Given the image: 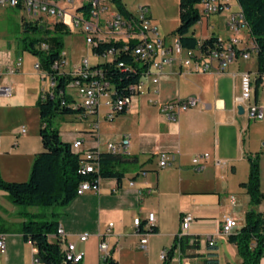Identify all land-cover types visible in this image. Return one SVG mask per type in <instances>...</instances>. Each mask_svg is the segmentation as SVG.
<instances>
[{"label": "crops", "instance_id": "obj_1", "mask_svg": "<svg viewBox=\"0 0 264 264\" xmlns=\"http://www.w3.org/2000/svg\"><path fill=\"white\" fill-rule=\"evenodd\" d=\"M122 2L132 15L139 14V6L148 5L160 36L165 39V35L171 33L172 38L165 41H173L177 28L166 25L175 20L180 25V0ZM238 6L237 0H232L226 10L198 21L192 28L193 36L198 40L228 39L233 32L227 20ZM238 36L239 52H248L249 57L239 54L222 72L217 63L206 72L188 71L179 62L173 63L162 71L159 92L142 93L128 112L108 120L109 107L103 100L96 113L70 114L69 125L59 128L64 141L72 143L83 139L84 150L95 148L101 152H108L109 144L119 143L125 134L131 135L128 153L119 166L125 173L122 181L102 179L99 192L78 195L61 210L59 225L67 232L68 241L75 242L76 250L84 254L81 264H102L104 255L100 243L104 238L119 264H162L161 253L169 249L180 234L181 220L186 215L193 220L185 234L197 236L200 245L188 251L192 254L189 257L176 251L173 264L186 259L190 264L193 260L196 264H206L205 259H216V264H220L218 250L221 248L229 250L235 264H242L235 245L228 242V235L222 234L219 226L226 215L235 217L239 228L244 223L250 204L241 183L248 179V157L258 156L260 188L264 193V120L249 118L245 110L240 113V105L235 103L234 97L240 94L242 74L248 73L253 100L264 108V75L256 85L257 61L252 48L255 43L248 27L241 28ZM0 58V169L7 181H26L33 158L43 150L37 102L44 86L41 71L35 67L39 59L29 53L8 50H1ZM18 58L22 59L21 67L10 73L9 67L14 66ZM2 87H9L11 93L4 94ZM71 94L77 98L75 92ZM190 96L196 97L198 104L182 112L176 121L167 118L150 101L151 98L165 102ZM34 114L39 118L35 126L30 123V116ZM95 124H98V135L94 133ZM23 129L26 131L21 132ZM160 151L172 154L171 166L159 167ZM203 153H208L209 157L203 162V170L195 171L192 158ZM7 195L0 190V214L8 223L20 224L24 219L17 216L19 209L11 204ZM29 209L44 214L36 207ZM257 209L264 213V200ZM149 212L156 214V223L142 248V236L136 233L133 220L140 217L145 223ZM111 222L114 226L108 236L106 232ZM80 234H88V239L80 241ZM207 237L214 238V247L205 245L203 240ZM49 238L56 240V233ZM6 245V252H0V264H29L33 260L35 246L24 239L19 228L6 233ZM226 264L232 263L226 261ZM259 264H264V256Z\"/></svg>", "mask_w": 264, "mask_h": 264}, {"label": "built area", "instance_id": "obj_2", "mask_svg": "<svg viewBox=\"0 0 264 264\" xmlns=\"http://www.w3.org/2000/svg\"><path fill=\"white\" fill-rule=\"evenodd\" d=\"M232 0H201L198 4L200 19L211 14H217L226 10ZM76 0H0V8H20L25 11L29 20H40L43 16L53 18V24H61L69 29L68 18H70L73 29L80 31L86 35L88 45L99 46L102 42H122L121 53L131 58L129 62L118 60L115 57H106L105 52L102 55L95 54L105 59L103 62L115 63L117 68L141 70L142 78L132 82L127 87V92H120L110 80L107 71L104 67L98 66L99 63H92L90 58L84 59L80 65H75L69 70L67 56L63 52L62 57L54 64V68L60 73L70 74L73 80L68 85V89H72L78 102L74 106H81L84 108L83 114H94L105 100L109 111L106 114L108 120H113L120 114L128 112L134 105L137 98L146 91H151L154 94L159 92L158 84L160 76L165 66L172 65L179 62L180 65L193 72H206L213 68V63H217L219 72L240 54L243 58L249 57V53L242 51L239 52L238 44L239 30L247 27L242 9L238 6L234 12L230 14L227 20V26L233 34L228 39L216 38L212 46L202 51L199 46L195 48H187L180 44L178 36H174L173 41L168 43L160 36L158 26L153 22L150 14V7L148 5H141L138 8L139 23H131L130 20L123 16L113 0H96V4L91 6L89 12L84 15H76ZM74 13H71V10ZM202 40H199L200 45ZM255 48V45H252ZM255 50V49H254ZM9 57V55H7ZM22 65V59L18 58L14 66L9 67L10 73L16 72ZM37 70L41 71L44 78L50 77L46 72L41 70L40 63L35 65ZM2 75V59L0 58V77ZM51 78V89L43 92L53 93L56 81ZM151 86V87H150ZM4 94H10L9 87L1 88ZM151 103L158 106L159 110L170 120L176 121L179 119L180 114L189 108L195 107L198 104L196 97L190 96L184 99L176 98L172 101L156 102L150 99ZM236 104L243 107L249 118L256 120H264V108L258 105L253 100L251 77L248 73L241 76L240 81V94L234 97ZM23 129L21 132H25ZM94 133L98 135V124H95ZM72 149L75 153L81 156V163L79 172L82 174L100 172V153L98 149H83L84 140L77 139L72 143ZM131 144V135L125 134L119 143L109 144L108 152L116 154L128 153ZM209 157L208 153L196 154L192 158V165L195 171H201L204 168L203 162ZM173 157L168 151L159 152L160 168H167L172 165ZM220 163V161H217ZM102 178L99 176L96 181L83 180L77 188V195H82L87 191H100V182ZM134 182H131L133 184ZM193 218L186 215L181 220L180 235H184L185 231L189 228ZM136 227V233L141 235L140 244L142 248L148 242V236L156 223V214L149 212L145 223L140 217L133 220ZM143 228L141 229V225ZM114 224L111 222L108 226L106 235H111L112 227ZM239 228L237 219L233 216L226 215L220 222L219 230L224 235L234 233ZM67 232L62 225H59L56 233L57 240L62 243L65 251L66 260L72 263H82L84 254L76 250L75 242H69L67 239ZM80 241H86L88 234H80L78 236ZM200 240V239H199ZM193 238L190 239V243ZM204 243L214 244V238L207 237L203 240ZM35 246V245H34ZM6 233H0V252H6ZM100 249L104 255V259L110 254V247L105 238L100 243ZM168 258V249L161 253V259ZM174 260V258H173ZM29 264H44L37 255V248L35 247V255ZM173 264V261H172ZM179 264H190L188 259Z\"/></svg>", "mask_w": 264, "mask_h": 264}, {"label": "trees", "instance_id": "obj_3", "mask_svg": "<svg viewBox=\"0 0 264 264\" xmlns=\"http://www.w3.org/2000/svg\"><path fill=\"white\" fill-rule=\"evenodd\" d=\"M201 0H180V25L174 31L180 39V44L187 48L199 46L202 51L212 46L216 37L199 40L193 36L192 28L199 21L198 4ZM119 12L131 18L122 0H113ZM242 9L250 36L255 43L257 77L256 85L264 75V0H237ZM82 10H89L85 6ZM38 21V20H37ZM25 30L39 29L35 21L24 23ZM45 37L41 39H24L25 49L39 58L41 70L56 81L53 93L42 95L37 106L40 113V135L43 150L38 152L32 164L30 177L26 181H7L2 177L0 170V190L7 192L11 202L23 207L18 216L24 219L20 223L19 231L26 241L37 248V255L44 264H75L66 260L65 251L60 240H50L49 236L58 231L59 219H49L42 213L31 212L29 207L67 206L77 195V188L83 180H93L101 176L102 179L115 178L120 183L125 173L119 166L125 159L124 154L112 152L100 153V172L82 174L79 172L81 156L72 149V144L62 139L59 128L52 123L53 118L60 114L82 113L84 108L75 107V99L67 93L70 82L74 79L70 74L60 73L54 64L62 57L64 51V35L70 30L61 24H54L53 28H45ZM46 45V48L43 46ZM122 42H102L93 47V53L105 56L113 53L115 57L121 53ZM126 53L117 56L118 60L129 62ZM98 66L104 67L107 74L116 86L124 93L130 83L139 79L140 71L117 68L115 63L101 62ZM249 174L246 182L241 183L249 195L250 208L246 211L243 225L234 233L228 235L229 243L235 245L242 264H259L264 256V213L257 206L264 200V193L260 188V169L258 156L248 157ZM53 215H56L53 212ZM0 214V233H7L11 228ZM143 224L141 225V229ZM154 229V227H153ZM152 229V231H153ZM193 242L190 243V239ZM200 245L197 236L178 234L168 249V258L162 264H172L176 251L182 256H192L188 251L198 249ZM208 248L215 244L205 243ZM213 255V254H210ZM206 264H216V259H205ZM80 264V263H77ZM102 264H119L112 252L103 260Z\"/></svg>", "mask_w": 264, "mask_h": 264}, {"label": "rangeland", "instance_id": "obj_4", "mask_svg": "<svg viewBox=\"0 0 264 264\" xmlns=\"http://www.w3.org/2000/svg\"><path fill=\"white\" fill-rule=\"evenodd\" d=\"M84 3V0H76L75 4H79L77 8L81 7ZM77 8H76V15H77ZM75 10V9H74ZM74 10L72 9L70 12L74 13ZM80 14V12L78 13ZM29 17L27 16L25 11H22L20 8H0V51L1 50H8L11 52L18 51L21 54L29 53L31 54L27 49H25L24 39L26 38L29 40L34 39H41L45 37V28H53L55 20L50 17L43 16L40 18V20H36V18H33L32 21H35V24H38L39 29H30L29 31L25 30L24 23L29 22ZM68 26L70 32L64 35V51L67 56L68 66L66 67V70H69L75 65H80L84 59L90 58V61L92 63H99L105 61L104 58L97 56L93 53L92 47L88 45L86 41V35L81 33L80 31H76L73 29V25L71 23L70 18H68ZM179 25V21L177 22H170L166 25L167 28L173 27V29H176ZM164 37L163 35L161 36ZM170 38H172L171 33L165 35V39L168 41ZM46 48V45L43 46ZM33 55V54H32ZM39 59V58H38ZM42 75V74H41ZM43 79L41 82L44 86V92L49 91L51 89V78L47 77L46 79ZM72 92H74L72 89H68L67 93L72 96ZM73 97V96H72ZM71 116L70 114H60L53 118L52 123L55 127L60 128L61 126H68L70 121H67V118ZM37 114L30 116V123L32 125H36L38 121ZM35 157L33 158L34 161ZM1 170V169H0ZM2 174V173H1ZM3 177V175H2ZM30 177V176H29ZM4 178V177H3ZM29 179V178H28ZM4 191V190H3ZM8 196V195H7ZM7 199L11 202L10 198L7 197ZM11 204H13L11 202ZM14 205V204H13ZM16 206L17 209L23 210V207ZM31 209H34L35 207H29ZM28 208V210H30ZM39 212H43L44 214L49 216V219H58L61 216V210L64 208L63 206H53V207H36ZM18 211V212H19ZM17 212V216H18ZM52 212H55L56 215H53ZM20 217V216H18ZM11 230H16L20 227V224H13V223H6ZM218 244V248H219ZM220 254V258H219ZM226 261L231 262L232 264H235L234 258L232 254L229 252L228 249L218 250V263L220 264H226ZM192 264H196V262L193 260L191 262Z\"/></svg>", "mask_w": 264, "mask_h": 264}, {"label": "bare ground", "instance_id": "obj_5", "mask_svg": "<svg viewBox=\"0 0 264 264\" xmlns=\"http://www.w3.org/2000/svg\"><path fill=\"white\" fill-rule=\"evenodd\" d=\"M94 4H96V0H84V3L81 7L77 8L78 5H77V15H84L86 14L87 12L90 11L91 9V6H93ZM85 6H89V10L85 11V10H82L83 7ZM80 12V14H78ZM130 20L131 23H139V14L138 15H133L131 18H128ZM93 47H98V46H93ZM114 56L113 53L109 54V55H106V57H112ZM135 72L136 71H140V75H139V79L142 78V71L141 70H134Z\"/></svg>", "mask_w": 264, "mask_h": 264}, {"label": "water", "instance_id": "obj_6", "mask_svg": "<svg viewBox=\"0 0 264 264\" xmlns=\"http://www.w3.org/2000/svg\"><path fill=\"white\" fill-rule=\"evenodd\" d=\"M238 110H239L240 113L243 112V107L242 106H239L238 107Z\"/></svg>", "mask_w": 264, "mask_h": 264}]
</instances>
